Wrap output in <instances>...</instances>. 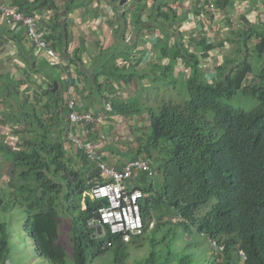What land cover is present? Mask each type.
Wrapping results in <instances>:
<instances>
[{"label":"trees","instance_id":"trees-1","mask_svg":"<svg viewBox=\"0 0 264 264\" xmlns=\"http://www.w3.org/2000/svg\"><path fill=\"white\" fill-rule=\"evenodd\" d=\"M232 1L214 0V5L225 8ZM249 1L253 6L259 3V0ZM163 7L156 6L157 19L153 22L162 34L159 55L173 59L174 64L182 67L175 76L174 64L150 66L151 71L154 67L160 69V77L151 79L147 92L140 93L135 102H125L124 107L125 115L138 113L143 121L135 151L126 150L125 153L135 160L146 159L150 170L156 167L162 175V181L156 186L149 178V183L140 188L149 194L141 203L144 230L147 233L153 215L158 221L155 229L162 224H173L169 217L162 218L172 213L180 219L176 224H182L185 231L190 232L194 226L207 235L210 242L223 246L222 251L215 246L209 260L211 264H215L218 257L220 260L216 264H264V68L256 72L249 59L253 45L257 56H264V26H254L242 13L240 19L247 28L241 30L235 44L242 36L244 43L253 38L252 45L249 48L244 45L246 53L240 60L225 58L216 64L215 77L207 79L206 70L200 66L201 58H210L209 52L221 44L207 43L205 37H201L190 51L184 46L182 32L177 31L173 45H169L171 28L177 25L179 30L182 22L171 7ZM231 32L234 34V30ZM227 39L233 41L231 37ZM138 42L132 48H136ZM198 46H201L199 52ZM114 70L116 72L111 73L116 79L127 81L128 76L121 69L114 67ZM179 80L187 96L180 101ZM94 82L98 88L96 79ZM158 90H162L160 99H157ZM238 90L250 92L258 104L245 111L220 100L232 97ZM149 92L153 93L154 100L150 99ZM209 112L211 117L207 116ZM39 127L42 132L36 131V143L28 141V149L13 152L18 168L14 185L17 194L8 200L25 211V232L33 240L37 255L50 264H64L65 249L59 243L57 205L64 206L73 216L70 210L77 211V197H82L87 209L77 211L74 218L77 222L71 229L75 264H87L85 247L89 245L95 246L96 252L100 248L125 245L106 225H103L104 239L97 245V236L93 237L96 230L89 222L98 218V210L106 201L90 197L94 169L91 171L85 165L70 168L63 144L55 138L51 140L52 130H48V125L39 122ZM83 161L86 163L85 157ZM84 192L87 193L82 196ZM3 197L0 196L1 208L6 206ZM211 198L214 201L210 202ZM207 204L209 210L200 215L199 210ZM164 240L155 237L152 243ZM172 250L168 248L164 253L153 247L145 264H189L183 250L178 253ZM10 252V233L0 222V264H7ZM89 254H94L92 248Z\"/></svg>","mask_w":264,"mask_h":264},{"label":"crops","instance_id":"crops-1","mask_svg":"<svg viewBox=\"0 0 264 264\" xmlns=\"http://www.w3.org/2000/svg\"><path fill=\"white\" fill-rule=\"evenodd\" d=\"M121 2L122 0H0V196L6 194L11 199L16 196L14 185L17 183L18 168L13 152L28 149V141L36 143V131L42 132L39 122L48 125V130H52L51 140L55 138L63 144L66 162L70 168L85 165L91 171L94 169L93 182L100 179L97 177L96 166L88 162L83 150L70 141L72 128L75 135L97 146V154L106 165L121 169L127 162L134 160L116 144L119 139L116 136L118 128H139L143 124L140 114L125 115V102L137 101L140 93L147 92L146 88L151 79L160 77V69L154 67L151 71L150 66L174 64L173 59L159 55L162 34L153 23L157 19L156 6L164 5L163 9L171 7L177 12L176 18L182 22L179 30L177 25L171 28L169 45H173L177 31H180L184 46L192 51V47L201 37H205L207 43L214 42L210 28L223 22L227 11L239 12L240 18L241 9L245 5L241 0H233L225 8H217L214 0ZM4 4L16 5L24 14L35 18L37 30L52 46L48 53L40 51L20 22H7L1 11ZM136 42L138 46L132 48ZM200 50L201 46H198L197 51ZM209 55L214 59L210 52ZM220 60L222 59L218 58L217 64ZM114 67L128 76L127 81L116 79L112 74L116 72ZM181 67L174 64L173 72L178 73ZM95 79L100 91L95 87ZM70 102H73L72 109L69 108ZM72 111L92 113L94 123L71 126L68 116ZM65 130L67 134L64 135ZM101 131L108 132L102 135ZM121 152L125 154L124 159L120 157ZM83 157L86 163L83 161L78 167H74L73 164L81 161ZM141 172L153 177L151 170L152 175L142 170L134 172L130 189H140L143 186L136 183V178L143 180ZM14 206L21 209L18 205ZM57 207L60 221L59 243L64 247L66 238H62V216L66 213L64 216L71 219V229L75 227L77 220L74 219L75 214L70 218L68 215L72 214L61 204ZM77 211L74 212L78 213ZM172 216L171 213L163 217H169L172 222L176 218ZM149 222H153L154 226L148 225L147 232L157 227V217L153 215ZM176 223L178 222L173 224ZM145 233L144 230L141 236ZM71 234L72 231L69 234L70 242ZM97 235L95 233L93 237ZM210 243L214 246L215 242ZM241 252L240 256H243ZM11 263L10 260L7 262Z\"/></svg>","mask_w":264,"mask_h":264},{"label":"rangeland","instance_id":"rangeland-1","mask_svg":"<svg viewBox=\"0 0 264 264\" xmlns=\"http://www.w3.org/2000/svg\"><path fill=\"white\" fill-rule=\"evenodd\" d=\"M241 3H244L245 5L241 9L242 12H240L245 13L246 18H248V20L251 21L254 26L262 28L264 26V0H259V3H256L253 6L254 9L251 8V5H253L254 3L249 0H242ZM126 6L127 4H125V8ZM239 7H241L240 4ZM246 28L247 27H244L243 22H241V19L239 18V12L234 11L232 13H229V11H227L225 20L219 25L217 24L216 26L210 28V33H213L212 41L216 42L217 44H221V46L210 51V54L213 55L214 59L201 58L200 66L204 67V69L206 70L205 72L207 79H212L213 77H215V65L218 63V58L222 59L220 60V63H222L225 58H231L238 61L242 58V55H245L246 48L244 45L246 44L247 48H249L253 43V38L247 40V42L244 43L243 37L241 36L239 41L236 42L237 45L235 44V39L241 32V30H245ZM231 30H234V34H232ZM230 37L233 38V41L231 42L228 39L226 40V38ZM237 48L241 49L242 51L239 52ZM253 48L254 45L250 49L249 59L254 64L255 71L257 72L261 68H264V56L258 57ZM176 70L178 71V69ZM188 70L189 68L186 69L184 77L187 76V73L189 72ZM174 74L176 76L177 72H174ZM177 89L181 92L178 101H180L181 99H186L187 96L183 92V87L180 80L178 81ZM131 90L132 88L130 89V91ZM173 92L171 94L175 95ZM156 93H158L157 99H160L162 97V90H158ZM149 94H152L150 99L154 100L153 93L150 92ZM220 100L223 103H226L234 108L243 109L245 111H250L258 104L257 98H255L250 92H245L242 90H238L232 97H223ZM207 116L211 117L212 113H207ZM118 131L120 132V134L119 132H116V136H119L116 144H118V146L121 147L122 150H129L130 152L135 151L138 141L137 139L142 135V131L140 132L139 128H118ZM106 132L108 131H103V133L101 131L100 133L102 135H106ZM63 133L65 135L67 134V131L65 130V132ZM107 136V138L110 137L108 133ZM107 142H109L108 139ZM83 153L85 154L84 150ZM120 154V157L124 159V152H121ZM86 158L87 160H89L87 156ZM136 161H144L148 164V166L150 164L146 159L143 158L136 159ZM80 162H83V158L81 161H77L75 164H72L74 167H78L77 165L80 164ZM153 168L154 171H151L153 174L152 181H154L155 185H157L160 181H162V175L156 171V167ZM141 174H143V180L136 178L137 185H144L149 183L150 177L147 176L145 172H141ZM10 183L12 184V182ZM8 200L11 199L8 198V196L5 194L2 201L6 203V206L5 208L0 207V222L5 225L10 233V262H12V264H50L45 259L37 255L36 251H34L33 240L31 239V237H29L28 234L24 232L23 221L26 218V214L18 207H15L13 203ZM212 201H214V198H211L210 202ZM75 203L76 210L87 209V206L82 200V197L80 199L77 197ZM209 208V204L201 207V209L199 210V214L202 215L205 211L209 210ZM71 213L75 214L74 216L78 215V213L74 211H71ZM64 215H66V213L62 216L64 221V225L62 227V238L63 240H65L66 238V242L64 243V264H75V259L72 252V242H70L69 239V234L71 233L72 227V225H70L71 219L65 217ZM68 216L70 218L73 217L70 215ZM172 218H174V216H172ZM179 221V218L172 219L173 223ZM104 235V233L97 235V245L99 244L100 240L104 239ZM155 237L158 239L164 238L165 240L162 243H152V240ZM153 247L163 250L164 253L168 248H173L172 251L177 253L178 251L181 252L183 250V253L188 256L186 262L189 264H211L209 260L213 256V251L216 250V248L211 245L209 237L204 233H200L194 226H192L191 231L188 232L185 231V228L182 224H162L157 229H152L151 231L145 233L143 236H132L131 240L129 242H126L123 246L114 245L106 249L100 248L99 252H96V247L93 245H89L87 249L85 247V251L88 250L87 264H145V258ZM89 248H92L94 252L93 255L89 254ZM218 260H220V257L215 260V264L218 262Z\"/></svg>","mask_w":264,"mask_h":264},{"label":"built area","instance_id":"built-area-1","mask_svg":"<svg viewBox=\"0 0 264 264\" xmlns=\"http://www.w3.org/2000/svg\"><path fill=\"white\" fill-rule=\"evenodd\" d=\"M2 14L7 22H20L26 30V34L36 44L43 53H48L52 46L43 38L40 31L37 30L36 20L21 11L16 5L4 4L1 6ZM58 58V56H57ZM69 108H73V102L69 103ZM71 126L91 125L94 123V116L90 112L77 113L70 112L68 116ZM74 128L70 131V141L77 148L84 150L89 161L96 166L100 179L94 181L90 190V197L93 199L106 201V205L98 210V218L90 220L89 225L96 228L97 225H106L112 235L119 236L122 242H128L132 236L141 235L144 231V223L141 216V203L148 194L140 189H130L134 172L140 170L150 172V165L144 161L138 162L130 160L121 169H116L106 165L102 157L97 154V146L91 142H85V139L75 135ZM154 223L149 222V227ZM110 246V242L108 243ZM222 250V246L218 247ZM241 254H243L241 252Z\"/></svg>","mask_w":264,"mask_h":264},{"label":"water","instance_id":"water-1","mask_svg":"<svg viewBox=\"0 0 264 264\" xmlns=\"http://www.w3.org/2000/svg\"><path fill=\"white\" fill-rule=\"evenodd\" d=\"M125 0H122V2L121 3H123ZM64 13V12H63ZM56 85V84H55ZM102 230H103V227L101 226V225H97L96 226V233L98 234V235H100V234H102Z\"/></svg>","mask_w":264,"mask_h":264},{"label":"clouds","instance_id":"clouds-1","mask_svg":"<svg viewBox=\"0 0 264 264\" xmlns=\"http://www.w3.org/2000/svg\"><path fill=\"white\" fill-rule=\"evenodd\" d=\"M214 246H217V249L220 250L218 247H220L216 242L214 243ZM216 248V247H215Z\"/></svg>","mask_w":264,"mask_h":264}]
</instances>
